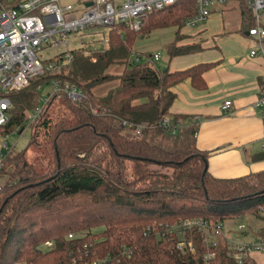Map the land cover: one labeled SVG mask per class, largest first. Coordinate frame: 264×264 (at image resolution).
Listing matches in <instances>:
<instances>
[{
	"label": "trees",
	"instance_id": "16d2710c",
	"mask_svg": "<svg viewBox=\"0 0 264 264\" xmlns=\"http://www.w3.org/2000/svg\"><path fill=\"white\" fill-rule=\"evenodd\" d=\"M195 4L179 0L149 14L139 31L117 24L108 34L107 48L91 55L71 50L69 62L44 78L48 85L60 80L77 86L83 98L73 102L65 94L54 95L41 119L30 125L35 130L32 142L40 134L37 130L44 132L47 150L43 148L42 157L54 166L52 173L44 175L40 157L37 166L24 153L5 160L0 264H237L236 251L224 236L213 247L197 228L184 235L169 233L186 220L216 223L249 213L259 217V208H264V170L234 179L214 178L208 168L210 153L196 146L200 122L188 116L170 118L176 99L172 89L185 80L204 87L203 74L212 65L169 72L132 59L139 35L182 28L196 13ZM195 50L174 45L171 55ZM111 82L118 84L105 95L99 92ZM37 89L32 84L11 95V118L0 133L25 131L26 113L40 106ZM60 100L71 117L51 124L44 115ZM165 117L171 119L169 127L162 125ZM253 159L264 160V153ZM151 166L174 173L170 177L153 172ZM47 241L54 242L53 248L40 249ZM188 241L194 252L179 248ZM209 253L215 257L206 261ZM80 257L82 262H73ZM242 264L256 263L248 257Z\"/></svg>",
	"mask_w": 264,
	"mask_h": 264
},
{
	"label": "built area",
	"instance_id": "2783aa9c",
	"mask_svg": "<svg viewBox=\"0 0 264 264\" xmlns=\"http://www.w3.org/2000/svg\"><path fill=\"white\" fill-rule=\"evenodd\" d=\"M179 0H0V130L10 121L13 103L11 95L29 87L38 78H46L56 73L70 60L67 49L70 35L95 27H108L110 30L117 24L125 23L132 30L141 29L143 17L174 6ZM196 13L185 20L186 26L195 27L204 23L212 14L214 7L226 5L230 0H195ZM260 19V11L264 10V0H246ZM76 2V4H75ZM91 3V6L87 4ZM249 35L258 39V50L264 51V28L251 29ZM107 41V40H106ZM61 47L66 50L58 51ZM74 50V49H73ZM253 51L252 55H256ZM135 61L140 57L135 55ZM155 60L159 55L154 56ZM54 92L44 98V106H38L30 113H26V120L36 124L42 117L44 109L55 95L63 94L73 101L83 98L82 91L75 85L53 80L49 85ZM44 86H40L42 90ZM230 101L225 102L222 109L225 114L233 110ZM259 106L264 108V93L259 98ZM198 121V120H196ZM171 119L165 117L163 126H170ZM143 127V126H142ZM142 127L137 129L140 134ZM18 132V129L15 130ZM9 135L0 133V193L4 189L2 171L5 160L11 152L6 142ZM258 216L264 222V208L260 207ZM197 228L205 237L207 245L216 247L217 239L225 236L224 222L210 223L205 220H186L172 226L169 233L184 235L189 230ZM244 233L245 225H239ZM69 238H73L70 235ZM227 239V238H226ZM228 241V240H227ZM229 248L236 251L233 257L237 264L250 257L252 252H264V237H258L248 243H234L228 241ZM53 241L45 242L40 249H52ZM195 251L192 241L179 245ZM215 257V253L205 256L208 261ZM82 262V257L73 262ZM26 264V263H25ZM82 264H105L104 260L82 262Z\"/></svg>",
	"mask_w": 264,
	"mask_h": 264
},
{
	"label": "crops",
	"instance_id": "0c3cea01",
	"mask_svg": "<svg viewBox=\"0 0 264 264\" xmlns=\"http://www.w3.org/2000/svg\"><path fill=\"white\" fill-rule=\"evenodd\" d=\"M260 19L240 0L214 7L204 23L195 27L184 24L178 31L181 38H175V47L194 46L197 50L171 55L167 49L168 59L160 69L155 67L177 72L212 65L203 74L204 87L185 80L172 89L176 99L169 112L171 119L188 116L200 122L196 146L210 153L209 173L217 179L240 178L264 170V160L253 159L264 153V108L259 106L264 93V51L258 50V39L249 35L251 29L264 28ZM253 51H257L254 56ZM227 101L233 104L230 114L222 109ZM251 225L244 233L251 238L248 242L260 237L264 229L263 223ZM250 258L264 264V252H252Z\"/></svg>",
	"mask_w": 264,
	"mask_h": 264
},
{
	"label": "rangeland",
	"instance_id": "374dc122",
	"mask_svg": "<svg viewBox=\"0 0 264 264\" xmlns=\"http://www.w3.org/2000/svg\"><path fill=\"white\" fill-rule=\"evenodd\" d=\"M240 1L245 3L246 6H250V3L248 1L246 0H240ZM249 13L251 14V12ZM251 17L254 18L252 14ZM260 17H261L260 19L261 25L264 26V10L260 11ZM255 22H257L256 18H255ZM161 29L162 30L153 29V31L150 32L149 34L144 36L139 35L136 38V41L134 42V46H133V54L141 58L140 61L138 62L139 64L149 65L160 69L162 65L166 62V59H168L167 49L169 51L173 49L175 38L176 39L181 38L180 32H178L181 31L180 28L170 27V28H161ZM109 32L110 29L108 27H95L85 31H81L79 34L74 33L70 35L68 39V45L66 48L69 50L82 49L85 50L87 55H91L92 52L96 49L101 50L103 48L108 47ZM66 48L61 47L58 51H64L66 50ZM133 54L132 56L135 57V55ZM155 55H159L158 60L154 59ZM32 84H34V86L38 88L37 90L40 95L39 103L40 106L43 107L44 106L43 99L46 98L48 95H51L54 92V88L52 84L51 85L45 84L44 78H38L35 81H33L31 85ZM117 84L118 82H111L104 84L98 88L99 92L100 93L102 92L105 95L110 89L116 87ZM40 86H44L42 90H39ZM61 103H62L61 100L52 102L47 112L44 115V120H49L51 124H55L57 121H59L62 118L71 117L70 112L68 111L66 105ZM30 112L31 111H29V113ZM34 131H35L34 128L30 126V123H28L26 124V129L23 133L20 134L19 132H13L9 135L7 139H5L11 148V152L10 154H8V158L11 157L12 155H16V154L23 155L24 153L25 154L24 158L30 164L36 165L37 159L40 157L41 160L39 164L40 165L42 164V166L44 167L43 173L44 175H47L54 171V166L52 164H48V161L43 159L42 157V150L43 148L46 149L47 146L45 143L46 138L44 136V132L41 131V129H39L37 131L40 132V134H38V137L34 138V141L32 142ZM133 166L134 165L130 163L129 169H131ZM150 170L153 172H160L161 174H165L170 177L174 173L173 169L161 168L157 166H151ZM1 179L4 184L5 183L4 180L6 179L2 177ZM250 216L251 214L249 213L239 217H235L233 219L230 218L225 219L224 233L229 242L232 241L234 243H244L250 241L251 238L248 236V234L246 235L244 234L249 231L250 225L252 224L251 226H253V223H256L258 225H262V223L264 224L261 218L249 219ZM239 225L246 226V230H244L245 231L244 233L239 229ZM96 232L97 231H95V233Z\"/></svg>",
	"mask_w": 264,
	"mask_h": 264
},
{
	"label": "water",
	"instance_id": "95a60500",
	"mask_svg": "<svg viewBox=\"0 0 264 264\" xmlns=\"http://www.w3.org/2000/svg\"><path fill=\"white\" fill-rule=\"evenodd\" d=\"M87 6H91V3L87 4Z\"/></svg>",
	"mask_w": 264,
	"mask_h": 264
}]
</instances>
